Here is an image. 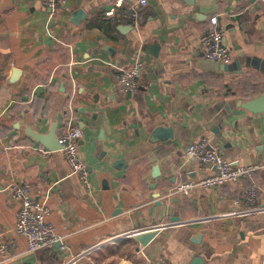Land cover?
Returning <instances> with one entry per match:
<instances>
[{"label": "crops", "instance_id": "0c3cea01", "mask_svg": "<svg viewBox=\"0 0 264 264\" xmlns=\"http://www.w3.org/2000/svg\"><path fill=\"white\" fill-rule=\"evenodd\" d=\"M65 1L53 15L42 0H0V244L12 248L0 264H264V213L227 215L253 184L264 202V113L239 104L264 96V0H147L137 24L125 10L139 0ZM214 27L232 51L229 72L201 66ZM138 58V89L125 93L117 68ZM69 125L83 132L92 190L61 149L44 154L28 135L55 126L60 138ZM204 137L233 167L260 169L169 196L215 172L188 154ZM14 183L47 197L62 238L53 248L31 253L17 235ZM151 232L146 246L136 239Z\"/></svg>", "mask_w": 264, "mask_h": 264}, {"label": "built area", "instance_id": "2783aa9c", "mask_svg": "<svg viewBox=\"0 0 264 264\" xmlns=\"http://www.w3.org/2000/svg\"><path fill=\"white\" fill-rule=\"evenodd\" d=\"M42 2L53 15L66 3L65 0H42ZM147 3V0H139L136 4L129 6L125 10V16H128L137 24L141 17V10ZM212 24L214 26L217 25V18L212 19ZM224 37V32L218 30L216 27L205 33L203 44L204 54L207 59L219 61L224 64H230L233 61L232 51L224 44ZM142 68L143 62L140 58L136 60L131 68H117V78L123 92L133 93L138 89V78ZM82 136L83 132L79 127L69 125L59 138V141L63 146L61 151L71 168L72 174L80 179L85 188L92 190L93 182L91 172L88 164L81 157L79 151V141ZM37 150L44 154H49L51 152L45 148H38ZM188 154L201 163L211 164L215 167V172L199 180H187L177 184L169 192V196L171 197H187L201 190L217 188L228 183H237L241 179L251 178L254 173L260 169L258 165L233 167L221 154L218 148L209 146V140L206 137L190 145ZM9 190L11 198L19 204L15 230L18 236L26 240L29 252L34 253L51 249L57 242L62 240L61 236L57 233L55 225L48 220L51 208L48 204L47 197L43 200H35L32 195V189L28 185L20 183L12 184ZM245 197L246 207L242 210L227 214L229 217L264 213V202L260 201V190L257 185L253 184L246 191ZM233 203L238 205L240 201L234 200ZM136 234L137 231H131L120 238L124 239L128 236H135ZM107 243L103 242L99 244L98 247L101 248ZM11 249V245L7 243L0 244L1 255H8ZM65 249L66 248L62 246L61 250L64 251ZM85 255L86 254H83V256Z\"/></svg>", "mask_w": 264, "mask_h": 264}, {"label": "water", "instance_id": "95a60500", "mask_svg": "<svg viewBox=\"0 0 264 264\" xmlns=\"http://www.w3.org/2000/svg\"><path fill=\"white\" fill-rule=\"evenodd\" d=\"M201 66L209 70L211 72L219 73V72H229L231 70L230 64H224L219 61H213L205 58L203 62L201 63ZM22 75V71L19 69L13 70V76L9 79V84H16L19 82L20 77ZM240 107L251 112L252 114H263L264 113V96H261L259 98H256L254 100L250 101H240ZM28 135L37 143L43 145L46 149L51 151H57L62 149V145L59 141V138L57 137L56 133V127L53 126L51 129V132L48 134H41L38 132H35L31 129L28 130ZM3 187L0 186V190H2ZM179 217H174L173 222L179 220ZM156 235V232H151L149 234H143V235H137L136 239L141 242L142 245L146 246ZM201 235L197 236V239H200ZM197 264H202V260L197 259L195 261Z\"/></svg>", "mask_w": 264, "mask_h": 264}]
</instances>
